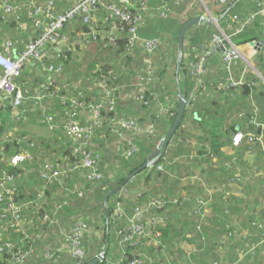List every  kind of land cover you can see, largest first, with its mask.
Segmentation results:
<instances>
[{
    "label": "trees",
    "instance_id": "obj_1",
    "mask_svg": "<svg viewBox=\"0 0 264 264\" xmlns=\"http://www.w3.org/2000/svg\"><path fill=\"white\" fill-rule=\"evenodd\" d=\"M45 1V0H41ZM150 1V0H149ZM143 0H127L129 7V11L131 13H143L146 14L147 10L142 9V2L150 4L151 6L154 5L153 13L156 17L154 18L153 22H148L147 26L148 29L143 31L144 35L150 36L147 38H159L160 41H163L161 36H159L162 32L164 33L165 30L163 29L165 26L166 19L172 15L174 11V4H172V0H168L170 9H166L168 7L166 0H158L159 4L156 3L154 0H151L149 3ZM155 4H152V2ZM184 0H180V4ZM239 0H234L228 4H221L219 5L224 8L221 12L225 13L226 15L224 18L229 15L227 24L223 22L220 23L222 28H230L232 29L235 24H232V16L231 9L236 5ZM132 2V3H131ZM165 3L163 9H160ZM74 4V1L71 0H57V6L60 11H64L71 7ZM207 7H209L208 3ZM123 5V6H125ZM102 10H99L101 9ZM257 0H256V9H257ZM255 9V10H256ZM104 10V13L101 11ZM98 17L97 20L94 21L92 24L85 23L82 18L76 16L72 21L68 22L64 28V32L67 35L66 40L67 43L64 48H59L57 46H52V49L57 54V59L54 60L58 64L54 63L58 67H61L62 70L56 72L55 75L48 78L46 81H42L40 84L31 86V89L40 87L45 83H48V79L51 78L53 85L52 89L55 91V95L39 102L38 104L35 103V107H37V115H40V122L39 120H31L28 124H44L43 127H39V129H44L46 134L41 136V134L35 133L34 129H23L25 126H22L20 129H9L12 128V124L16 123V121L12 120V106L10 102L5 101L0 109V135L6 134L8 132H14L11 135V141L3 143L0 146V156L2 158H10L15 152L22 151V150H29L33 155L34 158L27 163H25L21 167H13L7 166L5 162L3 163V167L6 168L11 173L22 174V177L19 178L20 182L18 187V193L16 195V202L20 201H32L36 202L37 199V192L38 189L41 188V169L44 165V162L47 160H62L64 156H67L72 163L81 162L82 155H76L74 153V146L77 145V141L73 138L69 137L66 131L62 128H58V130H52L49 126L43 122V112L45 113V118L47 115H53L56 121L62 123L64 122L69 114L68 112L75 108V104L72 102V99L76 96H79L82 100H84L85 108L84 109H77L78 110V117L81 122L85 123L87 118H82L83 115H89L88 108L91 102H98L102 98V93L100 89H98L97 82L101 78L107 77L109 82L114 86L117 87L116 90V98L118 101V110L109 111L104 109L102 111V125L101 127L96 129L95 135L92 137V145L95 149L100 150L102 154V163H101V171L103 173V178L99 182L92 183L90 182L87 177L85 176L84 170H79L75 172H70L69 176L63 179L61 182L51 183L48 184L46 187V195L48 194V199L46 203L42 204V202H36V206L33 207L31 212L26 211V216L29 219H32L35 226L34 229L30 230V233L33 231L34 239L27 238L23 234H26L21 231H15L13 229L6 228L5 234L7 233V237L10 240H13L16 244L15 249H9V247H5L4 251L0 252V264H34L33 260L44 256L45 259L49 261L50 264H77L78 261L72 256V251L70 248V241L72 242L70 229L76 222H85L87 225V230L83 236V247L86 250V257L80 264H86L87 262L96 258V256L103 251L105 246V241L107 235H109V246L108 251L106 254V258L98 264H107L109 263V258L112 260L111 249H112V227L114 223H118L119 228L123 226L122 221L116 220L113 218V214L115 212L117 202L121 201L123 205H127L125 202V198H123L122 193L124 192V186L128 187L130 190L131 181L136 177L144 174V172H151L154 173L156 177L163 176L162 171L155 170L157 165L160 163H165L167 160L171 159L172 152L169 151V148L172 144V140L169 142L166 152L162 154L156 163L148 167L142 171H140L134 178L128 180L126 182V177L132 171L138 169L141 165H143L147 160L148 157L154 152L156 149V142L159 143L161 138H166L167 134L162 132L159 128L161 122L163 121L162 117L167 115L171 122L174 120L176 114V108L178 105V100L176 101L172 96L173 94H184L186 98H188V90L187 85L189 81L194 78L196 81H201L204 75L206 74V67L208 64V60L205 64V73L203 75H195L191 72V63L196 60L198 49L203 48L201 45L210 44L209 40L213 35H209L207 31H211L214 27L213 25H206L203 23L202 25H196L188 29L185 37V45H184V57L181 62H178V57L176 55L175 59L172 61V54L167 55L168 65H165L164 68H158L155 59H151V64L154 68L153 72V79L145 84V86L138 85V77L143 75L147 70V61L145 60V66L143 68L142 73L137 77L135 81H130L129 73L133 69V61H134V52L129 50L128 48V36H129V28L130 25L123 21L121 18L114 17L113 19H106L107 11L103 9V7H98ZM177 11V10H176ZM63 12V13H64ZM164 12V14L162 13ZM250 15V14H249ZM30 16V15H29ZM2 14L0 13V24L2 27L9 28V35L4 39L5 41L2 44L6 43L7 41H13L15 43V48H19L20 50L24 49L25 46L36 37L38 28L35 30V34L29 33L26 35L23 30L20 29L19 21L17 18L11 17L10 20L5 21V19H1ZM21 21L24 22L27 27L29 25L34 24L32 17H28L25 15H21ZM31 18V19H30ZM150 18V17H149ZM147 14L145 19H149ZM190 18V16H189ZM222 19L225 20V19ZM111 21L117 22V32L112 33L111 29ZM150 23V24H149ZM153 23V24H152ZM145 25V24H144ZM258 25V22H254L250 24L247 29L241 33H237L233 38L235 43L241 42H254L253 37L249 36L250 27H254ZM205 31H203V28ZM182 26H180L176 31H174V45L178 46V35ZM101 29V30H100ZM199 30L203 31L202 33H193L192 31ZM12 30V31H11ZM26 30V28L24 29ZM161 30V31H159ZM164 30V31H162ZM40 31V30H39ZM142 32V31H141ZM139 30V33L141 35ZM93 33H96V39L93 38ZM108 34L114 38L112 42H110L108 38ZM264 34V31H263ZM156 35V36H154ZM166 35V33L164 34ZM154 36V37H152ZM241 38V41L237 40V38ZM264 36V35H263ZM143 37V36H142ZM72 39H74L72 41ZM189 39V44H186V41ZM203 39L201 42H199ZM164 42V41H163ZM166 44H164L165 46ZM167 47V45L165 46ZM163 47V48H165ZM189 48V49H188ZM5 46H0V51L6 53L4 50ZM192 50V52L190 51ZM189 50V51H188ZM193 54L195 57L194 59H189L185 56L186 52ZM80 55L82 60H80ZM157 55V53H156ZM155 55V57H156ZM260 59L264 61V45L259 51ZM163 58V56H162ZM240 60V59H239ZM79 61V62H78ZM162 61V59H161ZM238 61V60H237ZM33 61H29L28 65L24 67L21 75L16 78V82L19 84H26L27 82H36L37 75H35L31 70V64ZM159 62V61H158ZM135 63V61H134ZM172 64V69H171ZM161 65H164L163 61ZM222 67L225 72L228 74V78H234L233 76V68L229 71L222 60ZM247 69H251L247 65ZM43 70V69H42ZM146 70V71H145ZM44 72V70H43ZM47 72V71H46ZM48 73V72H47ZM264 75V74H263ZM80 80L83 83V86L80 84H73ZM244 75L237 79V80H244ZM257 78L252 79L249 82L243 84L239 88L244 90V93L247 95L253 96V93L250 91L253 87L257 84ZM30 82V83H31ZM31 83V84H32ZM78 83V82H77ZM70 84H73L72 86ZM254 85V86H252ZM93 90L96 93V97L90 98L89 92ZM233 89V88H231ZM176 90L177 92L174 93L173 91ZM227 90V89H225ZM82 92V95L79 93ZM173 92V93H172ZM126 94L127 96H131L132 101L136 104L134 108H143L153 110L151 114V118L148 120L147 124L154 123L156 125V129L153 131H149V133H144L143 131H135L130 132L134 135V143L137 145V153L135 156L131 158L128 156L127 151L129 149V140L131 135L124 133L120 135L118 129L115 127V119L119 113L126 114L122 110L121 107V95ZM143 94L144 99L140 101L137 97ZM147 102V103H146ZM195 100L191 102V105L187 104V109L184 114L183 121L179 127V129L183 126L185 121L188 120L190 114H194L191 110L194 108ZM164 105L167 107L173 106L174 115H170L164 110ZM28 106V105H27ZM32 106V105H31ZM29 107L28 112L26 109V113L22 116V119L27 118L30 115H33L34 111H30L31 108ZM137 113V111L135 112ZM167 113V114H166ZM129 115V114H127ZM195 115V114H194ZM208 111L205 110L204 113L199 114V118L202 119L203 122L204 118L208 116ZM133 116V115H130ZM138 116V114H137ZM137 116H133L137 119L140 127H143L142 122ZM18 120V121H20ZM38 123V124H37ZM178 129V130H179ZM234 130V129H233ZM238 131V130H237ZM179 133L176 132L175 135ZM256 135L263 134L264 136V129H255L254 132ZM223 136V134H222ZM220 135H216V137L212 136V140L210 141V145L212 148H217L220 145L219 139L222 137ZM174 138V137H173ZM172 138V139H173ZM11 142V143H10ZM257 144H260L258 141ZM218 144V145H216ZM170 155V156H169ZM120 156L117 158L116 168H111V165H103L104 160L109 159L112 160L114 157ZM169 156V157H168ZM114 158V160H115ZM79 174L81 181L79 184L74 180L72 177L73 174ZM262 181H264V174L260 175ZM231 180V179H230ZM68 188H64L65 191L70 190L69 193H64L61 191V197H56L53 199L51 197L50 192L57 191L61 189L64 184H67ZM123 187L109 196L110 192L117 188L120 184H123ZM256 184V183H255ZM225 186V183L224 185ZM136 189L137 186H131ZM259 187V184L258 186ZM83 192L84 196H80L79 193ZM64 195V196H63ZM138 197L139 201L132 206L134 209L137 205H147L149 200L146 202H141L143 196ZM164 195V194H162ZM169 196H173L168 194ZM100 199H97V198ZM108 200L106 202V199ZM179 197V196H178ZM95 198L98 200L95 204ZM180 198V204L183 202V198ZM90 199H94L93 204L89 203ZM1 203V202H0ZM89 203V204H88ZM195 207L193 209V213L197 209V202L195 200ZM88 204V205H87ZM106 208L110 211V223H106ZM173 208V207H172ZM185 208V205L180 207L181 210ZM155 210V209H154ZM263 210V211H262ZM157 213H162V209L155 210ZM224 214V220H220L218 216L215 214L211 215L209 213V208L206 213H209L208 219L205 221H209V224L213 227H217L220 231L218 236H207L204 241L203 238H197L198 242L193 247V249L188 248L189 244L193 242V239L188 237L189 232L197 231V219L194 217L193 213L187 215V219L178 218L168 220V223L158 227L157 229L161 231V237L159 238L160 243L158 245H154L151 243L154 237H145L141 239V243L137 246L129 245L127 247L131 249L133 248L135 251L132 254L128 252L125 254L126 259L124 262L120 263L121 260H118L116 264H125L127 261H131L136 257L145 258V263L143 264H199L200 256H207L212 258V262L215 260H219L220 253L219 251L211 254V249L218 250L219 247H222L224 244L227 243L225 238L230 237V241H228L227 245L231 242V239L237 237L239 233L242 232V238L244 239L242 249L236 246L239 250L243 251L246 256L244 260H256L262 258V250L255 252H249L252 241H248L250 235L244 237L246 234L244 233V227H252V223L256 220H263L264 221V191L259 195V192L256 193V196L249 201V208L248 211L245 213H235L229 211L228 208H225V211H222ZM129 213V211H128ZM49 214L51 217L58 219L57 221L54 220L55 223L52 225L50 221H45V216ZM168 214V212H167ZM242 219H239V218ZM11 218V214L8 216ZM237 219V220H236ZM202 218L200 219V221ZM5 219L0 216V225H5L3 222ZM9 221V220H8ZM6 221V222H8ZM227 221L230 223V229L227 226ZM203 231L205 232V227H203ZM257 228V227H256ZM29 229V227H26ZM258 229V228H257ZM92 231V233H90ZM63 232V233H62ZM256 230L255 235L253 236L254 239H257L256 242H259L262 239V235L259 234ZM206 233V232H205ZM100 237H97L98 235ZM118 234V231H117ZM116 234V235H117ZM207 234V233H206ZM230 235V236H228ZM200 239V241H199ZM253 239V240H254ZM31 242H34L36 245L34 247L33 253L29 254L24 260H18V252L20 248L26 250L29 248ZM50 245L48 248L39 249L38 246L41 244ZM63 243V246H58V244ZM210 243V245H208ZM246 246V247H245ZM42 246H40L41 248ZM59 247V248H58ZM63 250L67 251V260H62ZM169 250V252H168ZM227 250V249H226ZM191 251V253H189ZM239 254V251L237 252ZM61 255V256H60ZM64 257V258H66ZM124 257V255H123ZM244 258V257H243ZM239 257V261H243ZM211 262V264H212ZM41 264V263H39ZM111 264V263H109ZM251 264H256L253 261Z\"/></svg>",
    "mask_w": 264,
    "mask_h": 264
},
{
    "label": "built area",
    "instance_id": "obj_2",
    "mask_svg": "<svg viewBox=\"0 0 264 264\" xmlns=\"http://www.w3.org/2000/svg\"><path fill=\"white\" fill-rule=\"evenodd\" d=\"M74 1V4L67 8L63 13L58 9L57 0H26L25 6H27V11L32 17L34 25L40 28V31L37 33L36 37L32 39L24 49L20 50L15 48V43L13 41H7L5 43L6 53L0 51V109L3 105V102L8 101L12 106V120L18 121L22 118L24 113H26L25 102L28 98L32 99L36 104L46 100L56 93L52 89L53 82L51 78L48 79V83L44 85L29 89L26 88L24 84H19L16 82L24 67L28 65L29 61H33L32 64H36L41 67V69L48 72V75L52 77L56 72L61 71L62 68L58 67L54 63L58 64L54 60L57 59L56 52L52 49V46H57L59 48H64L67 40L64 28L66 24L76 16L82 18V20L87 24L94 23L96 13L98 12V7L102 6L103 9L107 11L106 19H113L114 17L121 18L123 21L130 25L129 36H128V48L132 52H137L138 50H143L147 56V66L146 72L138 77V85L145 86V84L153 79V66L151 64V55L155 52V49L160 44L159 38H147L142 37L139 33V30L146 23L145 16L143 13H131L128 9L129 7L127 0H71ZM180 0H176L179 2ZM221 4H228L234 0H218ZM22 0H0V13L2 14L1 19L5 21L10 20L11 17L17 18L19 21V26L21 30L26 28V24L21 21V3ZM168 7L170 9L169 2L166 0ZM125 5V6H123ZM142 9L147 10L149 8L148 4L145 2L141 3ZM165 3L160 9H163ZM257 9L248 15L247 17H240L238 14H233L232 20L235 23V26L232 28L234 32L241 33L247 29V27L258 21V19L264 17V0H257ZM95 13V14H94ZM164 14V12H162ZM226 14V13H224ZM232 23V24H234ZM117 22L111 21L112 33L117 31ZM93 38L96 39V33H93ZM110 42L114 40L112 34H108ZM226 39L225 35L217 37L214 41L215 45H220ZM230 47L224 50L223 52V63L225 67L231 71L233 64L242 59V53L233 43H229ZM258 50L264 45V39L256 42L254 44ZM210 53L206 51L198 52L196 60L191 63V72L195 75H203L205 73V64L209 58ZM98 89L102 93V98L98 102H91L89 104L88 112L89 119L83 123L79 119L78 110L84 109L85 104L79 96H76L72 99V102L75 104V108L68 112V118L60 123L56 121L53 115H47L45 118V113L43 112V122L46 123L50 129L58 130L62 128L66 131L67 135L77 141V145L74 146V153L76 155H82L81 162L72 163L67 156H64L62 160L51 161L47 160L44 162V165L41 169V188L38 189L36 202H42L43 206L46 203L48 197L46 195V187L48 184L61 182L63 179L69 176L70 172H75L79 170L85 171V176L87 179L92 182H99L103 178V173L100 169L102 163V154L100 150L95 149L92 145V137L96 133V129L102 125V111L107 109L109 111L118 110V101L116 98V90L118 88L114 87L107 77L101 78L99 82L96 83ZM244 84V80L234 79L227 77V82L225 84L224 90L231 88H238ZM82 95V92L79 93ZM140 101H143L144 95L140 94L137 97ZM147 103V102H146ZM164 110L170 115H174L173 106L164 107ZM166 113V114H167ZM13 125V124H12ZM115 127L118 129L120 135L127 133L130 134L129 140V149L127 151L128 156L131 158L137 153V145L134 143V134L130 132L143 131L144 133H149L156 129L154 123L147 124L146 127H140L137 119L133 116L127 114H121L118 112L115 119ZM11 132L0 135V146L3 143L9 142L11 140ZM244 134L239 132L234 137L233 143L237 146L240 145ZM247 140H253V142H259L260 145L264 142L263 134L256 135L255 133H250L247 136ZM165 137L160 139V143L165 142ZM10 142V143H11ZM1 155V154H0ZM34 155L29 150H20L15 152L10 158H2L0 156V216L5 219L3 222L5 225H0V252L4 251L5 247L9 249H15L16 244L13 240H10L5 234V229H13L15 231H21L26 234H23L27 238L34 239L33 231L30 233L31 229H34V222L32 219H29L26 216V211H29V208L35 207L36 202L32 201H20L16 202V195L18 193L19 178L22 177V174H16L9 172L2 165L5 162L7 166L21 167L28 161L32 160ZM165 165L160 163L157 165L156 169L158 171H163ZM231 181V180H229ZM129 190L127 186H124V192L122 195L128 194ZM80 196H84L83 192L79 193ZM197 197V209L193 213L196 216L198 221L197 229H200L203 226L204 219L208 218V204L205 203L203 206H199L200 201ZM185 205L183 202L180 204V198L177 196L169 195H151L149 197V203L147 205H137L132 209L131 215L125 208V205L121 201L117 202L115 209L116 220L122 221L123 226L118 230V237L120 240V245L122 247L137 246L141 242L142 238L145 237H154L152 240L158 245L160 243L159 238L161 237V231L157 228L168 223L170 219L169 210L172 207H182ZM162 209V213H157L155 210ZM168 212V214H167ZM11 214V218L8 216ZM160 214V215H159ZM162 215V216H161ZM51 215L47 214L45 216V221H50L54 225L55 221L58 220L53 218L51 220ZM120 218V219H118ZM202 220L200 221V219ZM9 220V221H8ZM8 221V222H6ZM260 224L252 227H257L260 229ZM227 226L230 229V223L227 221ZM29 227V229H26ZM87 230V225L85 222H76L69 230L71 233L72 242L70 241V248L72 251V256L78 261L77 264L82 263L85 259L87 253L83 247V236ZM260 231V230H259ZM63 233V232H62ZM262 239L256 246L250 248L249 252L259 251L260 247L264 244V231L261 230ZM230 236V235H228ZM203 237V241H204ZM36 245L34 242H31L29 248L23 250L19 249L20 255H18V260H24L29 254L33 253L34 247ZM127 249L124 252V259L120 263L124 262L126 259L125 254ZM191 253V251L189 252ZM241 258L246 254L243 251H239ZM124 260V261H123ZM144 256L136 257L131 261H127L125 264H143L145 263ZM212 264H223L221 260H215ZM235 264V263H233Z\"/></svg>",
    "mask_w": 264,
    "mask_h": 264
},
{
    "label": "crops",
    "instance_id": "obj_3",
    "mask_svg": "<svg viewBox=\"0 0 264 264\" xmlns=\"http://www.w3.org/2000/svg\"><path fill=\"white\" fill-rule=\"evenodd\" d=\"M22 1H24L23 3H21L22 15L30 17L27 11V6H25L26 0ZM154 1L159 4L158 0ZM154 1L152 2V4H155ZM175 2L176 0H172V4H174V11L172 12V15H170L166 19L170 21L171 24L172 39L174 37V31H176L180 26H182L183 23L189 18V16L191 17L196 15H213L214 17L215 15V17H220V13L222 14L223 12L221 11L224 9L221 5H219L218 0H205V2L208 3L209 7H207V4L205 6L200 0H184L180 4H175ZM148 6L149 8L146 14L148 18H150L148 20L146 19L145 25L140 29V32L142 31L141 36L143 37H150L144 35L143 31L148 29V22L151 23L153 22V20H155L154 16H152L154 15V5ZM255 9L256 0H239L233 7V9H231V14L233 13L240 15V17H247L249 14L253 13ZM228 17L230 16L227 15V17L224 18L225 20L223 21L222 17V19L218 22V25L222 22L223 24H227V22L229 21ZM257 22L258 25L250 27L251 29L249 30V36L255 38L254 42H252V40L248 43H237V46L240 48L241 53L244 55V58L236 61L234 63L233 68V76L236 79H239L244 75V84L252 79L257 78L256 86L250 90L253 93V98H251L250 94L247 95L246 93H244L243 88L240 89L238 87L233 88L231 90L223 89L225 87L228 77V74L222 67L223 51H216L215 48L218 46L214 45L213 43L201 45L203 48H200L198 52L206 51L210 53L207 64V73L204 75L201 81H196L194 78H192L187 85L188 105H191V102L193 100L192 95L196 97L194 108L191 109L195 115H189L188 120L185 121V123L179 130H177V132L179 131V133H177L172 139V144L169 148V151L172 152V157L165 163H162L165 165V169L162 171L163 176L156 177L154 173L147 171L131 181V186L135 185L137 187H135L136 189H133L134 187L129 186L130 190L128 194L125 195V202L127 204L125 206H128L130 208L126 209L129 210L130 215L132 212V206L139 201L138 197L142 196L143 193L145 195L143 196L140 203L149 200V197L152 194H171L173 196H179L183 199L189 200L187 203V209L190 205L191 210L186 211L184 209L183 213V219L186 220V213L188 215L192 213L196 205L195 200L197 199V197L206 194V192L209 190V192H213V196L211 198L212 200L210 204H208L209 213L211 215H217L220 220H224V214L222 211H225V208H228L229 211L240 213L241 215V213H245L248 211L249 201L256 196V193L259 192V195H261V193L264 191V181H262V179L260 178V175L264 174V158H261V152L259 151L261 145L256 143V146L253 145L252 147H250L246 141H244V143H242L240 146L233 145V136L237 132H239L237 130H240V132L242 133H254L255 129H257L258 127H255L246 121H242L243 123H241V125L238 124L239 119L237 114L234 117H229V115H231L236 109L240 108L242 105H248V109L250 112H257L258 106H255V108L252 107V104L257 103L259 105L258 118L264 127V106L261 103V101L264 100V80L258 77L254 70L247 69V65L249 64V62L251 60H254L256 61L255 65L257 69L259 67L260 71L262 70L261 72L264 74V61L260 59V50H258L254 45L256 42L263 39L264 17L258 19ZM205 24L213 25L208 23ZM37 28L40 30L38 26L32 24L29 25V27L26 26V30H23V32L26 35H29V33L33 34V32L35 34V30ZM225 30H227V35H232L234 32V30L230 28H226ZM230 30L231 32H228ZM199 31L200 32L195 29L194 31H192V35L193 33L200 34L203 32L201 30ZM9 33V28L2 27L0 24L1 47L5 46V43L2 44V42L5 41L4 39H6ZM161 34H163V32ZM161 34L159 36L162 37ZM234 36H232V38ZM241 38L242 36L240 38H237V40L241 41ZM202 40L203 39H201L199 42H201ZM186 42L188 45L189 39ZM188 51L186 52L185 56L189 59H194L195 55L193 56V54L189 53ZM190 51L192 52L191 49ZM162 53L166 54L164 60L166 61V65H168L169 63H167V58L169 57L167 55L172 54V61L175 59L176 55L178 57V46H173L172 41V47L168 50V52L164 53L163 50ZM157 55H159L158 52ZM161 59L163 58H155V62L157 63L158 68L165 67V64L161 65ZM134 65L136 66V63H134ZM31 70L35 75H37L36 79H38L36 82H33L34 85L40 84L43 80H47L48 73L45 70L43 72L41 67L37 66L35 63L31 64ZM73 84L78 85L79 83L75 82ZM73 84L70 85L72 86ZM30 85V82L26 83V87L29 89H31ZM173 92L176 93L177 91L174 90ZM178 96L179 94L177 93L176 95L173 94L172 97L177 101ZM249 97L251 98V101H249ZM120 98L121 107L124 113L133 116H137L138 114L137 117L142 122L143 127H146L148 120L151 118L153 110L143 109L141 107L138 109L134 108V105L136 104L132 101L130 95L127 96L126 94H122ZM34 105L35 102L32 99L28 98L24 106L28 112L29 107H33ZM190 107H192V105ZM205 110L208 111L209 115L204 118L203 122H200L202 121V119H200L198 115L204 113ZM30 111H34L33 115H30L25 118L24 120H26L27 123L23 121L20 128L22 126H25L23 129H34L32 124H28L29 121H37L40 119V115H37V107L34 106L33 108H31ZM136 111L137 113H135ZM82 118H87L88 120L89 116L83 115ZM162 119L163 121L161 122L159 128L162 130V132L167 134L171 128L172 122L167 115H164ZM38 122H40V120ZM38 125L39 127L44 126V124ZM9 129L12 128L9 127ZM216 135L222 136L219 139L220 145L216 144L219 147L212 148L209 140H212V136L216 137ZM157 144L158 142H156V147ZM230 179L231 181H229ZM224 183L225 186H223ZM258 184L259 187H257ZM50 194L53 199L62 196L60 195L61 191L59 190L50 192ZM48 196L49 195H47V197ZM32 210L33 207L29 208V212H31ZM173 211V208H171L168 212L170 213L171 219H176L177 214L175 215ZM210 214H208V217ZM206 219L208 218H205L203 220V227H205V232L207 233V236H218L220 234L219 229L217 227L211 226L208 220L205 221ZM114 225L117 227V229L113 230L112 232V234L114 233L112 236V242L114 238L118 239V243H116V245L119 244V249L121 253H123V251L125 252L127 248L122 247L120 245V240L117 234L119 225L118 223H114ZM244 226L245 225L242 226V229H244V233L246 234L244 237L246 238L248 235H250V233V236H254L252 230L258 231V229L255 227ZM90 233H92V231ZM259 234H262L261 230ZM96 236L100 237L99 234ZM260 241L261 239L259 240V242ZM197 242L198 239L194 238L192 243ZM243 242L244 239L242 238V232L239 233L237 237L231 239V245L235 244L238 247H241L243 245ZM111 244L113 248V243ZM208 245H210V243H208ZM40 246L42 247L40 248ZM40 246H38V248L42 249L43 247L48 248L50 245L46 246L42 243ZM58 246H63V243H59ZM217 251L219 250H216V252ZM235 252L236 250L233 247L225 248V251H219V258H221V260L224 262L228 259V257H230V254H233ZM261 253L262 256H264V251H262ZM62 254L64 255V257H66L68 253L67 251L63 250ZM111 255L113 256L112 260L109 261V263L111 264L117 263V261L122 256V254L121 256H119L120 252H114L113 254L112 251ZM64 257L62 256V258ZM200 257H202V255ZM239 257L241 258L240 253ZM42 259H45L44 256L33 260L34 264L41 263ZM211 262L212 258L210 259L209 264H211ZM199 264H201L200 260Z\"/></svg>",
    "mask_w": 264,
    "mask_h": 264
},
{
    "label": "rangeland",
    "instance_id": "obj_4",
    "mask_svg": "<svg viewBox=\"0 0 264 264\" xmlns=\"http://www.w3.org/2000/svg\"><path fill=\"white\" fill-rule=\"evenodd\" d=\"M143 1H146L147 3H148V1L149 0H143ZM205 6H206V2H205V0H200ZM151 2V0L149 1V3ZM150 5V4H149ZM151 6V5H150ZM101 7V6H100ZM99 10H102V8L101 9H99ZM101 13H104V10L103 11H101ZM226 13V12H225ZM95 14V13H94ZM225 15L226 14H224V13H220V16L222 17L223 16V18L225 17ZM204 16H207V15H204ZM97 17H98V13H96V16H95V19L97 20ZM156 17V15L154 16V18ZM211 17L212 18H214L215 17V15H214V17H213V15H211ZM214 21V20H213ZM203 24V23H202ZM201 24V25H202ZM213 28L211 29V31H207V33L209 34V35H213L214 37H211V39L209 38L208 40H210L209 42L210 43H213L214 44V41H215V39L217 38V37H221V36H223V35H225V37H226V40H228L229 41V43L231 42V43H233L234 44V46L236 47V49L238 50H240V48L237 46V43L235 44V42H234V38H232V36H234L236 33L235 32H233V34L232 35H227V30H225L224 28H222V26H221V24L219 23V25L217 24V23H213ZM201 27V26H200ZM201 28H203V31H205V28L204 27H201ZM164 30H165V32L163 33V34H161L162 35V40L164 41H161L160 42V44L157 46V48L155 49V52L151 55V58L152 59H155V58H159V57H162L163 56V59H162V61H163V63L166 65V61L164 60V57H166V54H163L162 52H163V50H164V53H166V52H168V50L172 47V41H173V44H174V40L172 39V32H171V24H170V21H168V20H166V22H165V26H164V28H163ZM218 29V30H217ZM101 30V29H100ZM163 30V31H164ZM220 32H222V33H220ZM228 32H231V30L230 31H228ZM166 33V35H164ZM263 39H264V36H263ZM263 39H261V40H263ZM74 39H72V41H73ZM164 44H166L167 45V47H165L164 46ZM186 44H187V42H186ZM215 45V44H214ZM217 46V45H216ZM163 47H165V48H163ZM175 47H177V45H175ZM230 47V44H228L227 45V48H229ZM200 50V48L198 49V51ZM241 51V50H240ZM158 52V54L159 55H156V53ZM134 54V61H135V63H136V66L134 65V61H133V69H132V71H130V73H129V77L128 78H130V81H135L136 79H137V77L142 73V71H143V68H144V66H145V60L147 59V56H146V53H144V51L143 50H138L137 52H135V53H133ZM155 55H156V57H155ZM81 56H83V55H80V60H82V58L83 57H81ZM242 58H244V55L242 54ZM79 62V61H78ZM256 61H254V60H251L250 62H249V64H248V66L252 69V70H254L255 71V73H256V75L258 76V77H260L262 80H264V75H263V73L260 71V68L258 67V69H257V67H256ZM171 69H172V64H171ZM206 73H207V67H206ZM256 79V78H255ZM80 80H82V78H79V80L77 81L78 83H79V81ZM37 81V80H36ZM31 82V81H30ZM76 82V83H77ZM32 83V82H31ZM81 86H82V83H79ZM34 85V83H32L30 86H33ZM25 87H26V84H25ZM27 88V87H26ZM90 90H92L91 89V87H90ZM229 90H231V89H229ZM89 95H90V98H93L94 99V97H96L97 95H96V93H94L93 92V90L92 91H90L89 92ZM192 98H193V100L192 101H194V100H196V97H194V95H192ZM251 98H253V97H251ZM251 98L249 97V101H251ZM187 102H188V100H187ZM261 103H262V105L264 106V100L263 101H261ZM250 105H251V103H250ZM166 105H164V107H165ZM255 106H258L259 107V105L257 104V103H254V104H252V107L253 108H255ZM258 107H257V112L255 111H249V107H248V105H242L240 108H238V109H236L231 115H229V117H234L236 114H237V116H238V124H240L241 125V123H243L242 121H246V122H248V123H250V124H252L253 126H255V127H258L257 129H263L264 127H263V124L260 122V120H259V118H258ZM260 109V108H259ZM234 120H235V118H234ZM23 121H25L26 122V120H24V119H22V120H20V121H17L16 123H14L13 124V126H12V129L15 131V129H18V128H20V126L22 125V123H23ZM27 123V122H26ZM32 125H33V128H34V130H35V133H39V134H41V136H44L45 134H46V131L44 130V129H39L38 128V126L39 125H36V124H33L32 123ZM219 131V130H218ZM239 132H240V130H238ZM239 132H237V133H239ZM220 133H221V131H220ZM236 133V134H237ZM251 132H248V133H243L244 134V138L242 139V142H241V144L242 143H244V141H246L248 144H249V146L250 147H252L253 145L254 146H256V142H253V140H247V135L248 134H250ZM12 134H14V132H12ZM222 134V133H221ZM236 134L233 136V140H234V137L236 136ZM45 137V136H44ZM160 144V141H159V143L157 144V147H158V145ZM240 144V145H241ZM233 145H235L234 143H233ZM240 145H237V146H240ZM156 147V148H157ZM256 149V148H255ZM255 149H253V150H255ZM252 150V151H253ZM264 142H263V144H261V146H260V149H259V151L261 152L260 153V156H261V158H264ZM118 157H120V156H117L116 158H115V160H114V158L112 159V160H110L109 159V157H108V159H106V160H104V163H103V165L105 164V165H111V163L113 162V165H112V167L111 168H113V169H115L116 168V164H117V158ZM164 169H165V167H164ZM155 170H157V169H155ZM158 171V170H157ZM72 177H74V180L76 179V182L79 184L81 181H79V180H81V178L82 177H80V175L77 173L76 175L75 174H73L72 175ZM67 185H68V183L67 184H64V186L61 188V189H59V191H65V189L64 188H68L67 187ZM67 193H69L70 192V190H68V191H66ZM66 192H64V193H66ZM126 195V194H125ZM125 195L123 196V198H125ZM212 196H213V192L211 191V192H209V190L206 192V194H204V195H200V196H198V200L200 201L198 204H200L199 206H203V205H205V203H209V200H212L211 198H212ZM97 199H100L99 197L97 198ZM96 198H95V204L97 203V200ZM188 199H184L183 200V203L185 204V210L186 211H190L191 210V208H190V205H189V208L187 209V203H188ZM93 202H94V199H90V204L92 203L93 204ZM88 203V204H89ZM87 204V205H88ZM125 208L126 209H130L128 206H125ZM184 209L183 210H181L180 209V207H177V206H175V207H173V212H174V214L176 215V217H178V218H182L183 217V213H184ZM127 211H129V210H127ZM160 215V214H159ZM114 216H115V213L113 214V218H114ZM162 216V215H161ZM194 217H196V216H194ZM115 219V218H114ZM118 219H120V218H118ZM239 219H242L241 217L239 218ZM258 223H261L260 224V229L259 230H263L264 231V221L263 220H256V221H254L252 224H253V226H255V225H258ZM116 226L115 225H113V227H112V232H113V230H115V229H117V227L115 228ZM253 231V234L255 235V233H256V231L255 230H252ZM114 234V233H113ZM113 234H112V236H113ZM188 237H190V238H203V237H207V234L203 231V228L201 227L200 229H198L197 231H194V232H189L188 233V235H187ZM253 238V235L251 236V237H249V239H248V241H252L253 243H252V247H255L256 246V241H257V239H254ZM117 240L118 239H113V248H112V252H113V254H114V252L115 253H119L120 252V255L119 256H121V254H122V259H124V257H123V253H124V251H123V253H121V251H120V249H119V244H117L116 245V243H118L117 242ZM225 240L227 241V243H228V241H230V237H227V238H225ZM199 241H200V239H199ZM151 243L153 244V246L154 245H157L156 244V242L154 241V240H152L151 241ZM227 243L226 244H224L222 247H219L218 248V250L221 252H223V251H225V248H235V250L238 252V251H241V250H239L236 246H234V245H231V242L227 245ZM115 245V246H114ZM192 245H195L196 246V243H191V244H189V246L188 247H190L191 249H193V247H195V246H192ZM243 246V245H242ZM242 246L240 247V249H242ZM246 247V246H245ZM127 248V247H126ZM260 250H262V251H264V248H263V245L260 247ZM134 249L133 248H131V249H129L128 248V250H127V253L128 252H131L132 254L134 253ZM258 251V250H257ZM168 252H169V250H168ZM216 252V250H215V248L214 249H211V251H210V253L212 254L213 253V255L212 256H214V253ZM101 253V252H100ZM99 253V254H100ZM98 254V255H99ZM97 255V256H98ZM96 256V257H97ZM209 255H205V256H202V257H200L199 259H200V262H201V264H209V262H210V259L211 258H209L208 257ZM246 256V255H245ZM244 256V257H245ZM110 257H113V256H110ZM264 256H262V258L261 259H256V260H244V259H247V258H244V259H242L243 261H239V254H236V252L235 253H233V254H230V257H228V259L226 260V261H222L221 260V258L219 259V260H221L222 261V263L223 264H233V263H235V264H251L253 261H255L256 262V264H264ZM62 260H67V257L66 258H62ZM119 260H121V259H119ZM41 261V260H40ZM108 261H110V258H109V260ZM226 262V263H225ZM41 264H50L49 263V261L47 260V259H42V261H41ZM53 264V263H52ZM107 264H109V263H107ZM116 264V263H115Z\"/></svg>",
    "mask_w": 264,
    "mask_h": 264
},
{
    "label": "water",
    "instance_id": "obj_5",
    "mask_svg": "<svg viewBox=\"0 0 264 264\" xmlns=\"http://www.w3.org/2000/svg\"><path fill=\"white\" fill-rule=\"evenodd\" d=\"M222 17L220 16V17L212 18L211 16L196 15V16H191L190 18H188L183 23V25L180 29L179 35H178V62H181L183 60V57H184L185 37H186V33H187L188 29L193 27V26L200 25L204 22L208 23V24H213V23L218 24V22L222 19ZM228 44H229V41L225 39L220 45H218V47L215 48V50L224 52V50L226 49V46ZM187 104H188L187 98L185 97L184 94L180 93L178 96V107L176 110V114H175L174 120L172 121L171 128L167 133L165 142L160 143L158 145V147L148 157V160L143 165H141L138 169L132 171L131 173H129L127 175L126 182L128 180H131L132 178H134L140 171H142L148 167L153 166L156 163V161L158 160V158L166 152V149H167L169 142L175 136V133L177 132V130L179 129V127L183 121L184 114H185L186 109H187ZM123 185H124V183L120 184L117 188H115L113 191H111L109 196L112 195L113 193H115L116 191L120 190L123 187ZM107 200H108V197L106 199V202H107ZM105 217H106V223L109 224L110 223V211L108 208H106ZM108 246H109V235H107V237H106L105 246H104L103 251L96 258L87 262L86 264H98L101 261H103L106 258Z\"/></svg>",
    "mask_w": 264,
    "mask_h": 264
}]
</instances>
